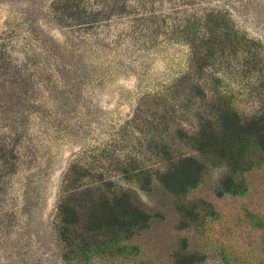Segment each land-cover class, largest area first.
Returning <instances> with one entry per match:
<instances>
[{
  "label": "rangeland",
  "instance_id": "374dc122",
  "mask_svg": "<svg viewBox=\"0 0 264 264\" xmlns=\"http://www.w3.org/2000/svg\"><path fill=\"white\" fill-rule=\"evenodd\" d=\"M81 1L0 0V264H264V151L197 145L190 87L264 118V0ZM209 15L247 55L194 58Z\"/></svg>",
  "mask_w": 264,
  "mask_h": 264
},
{
  "label": "trees",
  "instance_id": "16d2710c",
  "mask_svg": "<svg viewBox=\"0 0 264 264\" xmlns=\"http://www.w3.org/2000/svg\"><path fill=\"white\" fill-rule=\"evenodd\" d=\"M57 8L60 10V17L58 18L62 23L66 19H78L82 12H84L81 0H58ZM205 21L208 26L203 27L205 31L204 36H206L204 37L202 45L198 46L193 41H189L192 51H194L192 52L194 58L197 59L198 56L203 54L208 58L217 60L219 56L225 55L226 52H233L236 55L244 54V56L248 54L245 45L247 43L246 40L240 39L238 34L232 28H229L226 19H218L215 16L209 15ZM185 29L191 30L189 21ZM187 34V36H190L191 33ZM211 38L215 40L219 38L218 45L211 42ZM190 82L191 90H197L203 101H210V103L216 105L214 110L216 113L214 112V115L205 116V121L207 122L205 129L202 131L198 129L194 133V140L197 145L202 149L208 150V152L217 153L235 164H240L238 161L242 159L243 155L248 151V148L251 147V144L256 145L257 148L264 151V118L261 117L259 120H256L251 119V117L246 118L239 115L234 110L230 99L228 100L227 96L224 95L225 90L223 91L222 89L220 78L215 79L217 90H213L214 96L207 85H200L192 80ZM189 97V93H184L175 101L174 106L179 102L187 103ZM182 167L188 168V165L183 163ZM180 184L182 185L183 181H180ZM135 201L138 202L137 198H135ZM131 207L132 211L136 214L137 209L132 204ZM58 214L60 220L70 225H72V222L77 217L74 206H72L70 200L65 198V196L62 197L58 206ZM141 214L144 216L147 215L144 212L137 213V215ZM62 235L64 236L63 233Z\"/></svg>",
  "mask_w": 264,
  "mask_h": 264
}]
</instances>
